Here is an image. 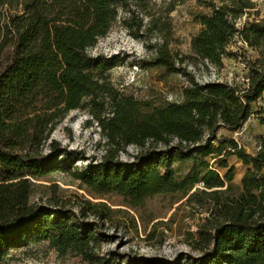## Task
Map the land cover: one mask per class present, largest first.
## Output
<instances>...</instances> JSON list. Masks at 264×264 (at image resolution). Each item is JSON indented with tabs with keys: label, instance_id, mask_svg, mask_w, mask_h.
<instances>
[{
	"label": "trees",
	"instance_id": "trees-1",
	"mask_svg": "<svg viewBox=\"0 0 264 264\" xmlns=\"http://www.w3.org/2000/svg\"><path fill=\"white\" fill-rule=\"evenodd\" d=\"M128 1L142 12L152 3L0 0V264L13 250L42 241L87 264H264V140L250 155L236 140L219 136L239 131L256 103L264 126V18L241 28V18L256 8L252 0L200 1L211 13L198 16L203 28L191 40L193 56L222 69L229 44L240 35L255 52L248 78L233 85L190 77L182 101L158 106L113 90L96 76L102 62L89 54ZM188 1L169 0L168 13ZM156 48L153 68L188 76V57L174 55L166 41ZM84 108L97 121L105 154L80 169L71 162L76 152L50 141L70 112ZM129 146L137 150L133 162L121 159ZM233 158L247 167L240 184ZM61 162L92 195H119L132 209L156 195L179 194L194 216L204 215L196 233L188 234L197 255L141 263L102 255L105 225L119 228L108 205L85 201L75 211L56 197L33 202L37 182ZM185 162L191 167L180 176L173 166Z\"/></svg>",
	"mask_w": 264,
	"mask_h": 264
},
{
	"label": "rangeland",
	"instance_id": "rangeland-1",
	"mask_svg": "<svg viewBox=\"0 0 264 264\" xmlns=\"http://www.w3.org/2000/svg\"><path fill=\"white\" fill-rule=\"evenodd\" d=\"M150 1L152 3L148 4L147 12L137 9L132 1H128L127 10L119 7L118 22L105 38L100 39L89 50L92 57L102 62L95 69L98 78L109 83L113 90L121 94L158 106L182 101L190 77L200 83L245 84L248 78L247 66L255 52L242 44L240 35L229 44V55L224 59L222 69H216L195 58L191 49L192 38L203 28L198 16L211 13L200 1H213L221 5L227 0H189L172 13H168L169 0ZM252 1L256 8L241 18V28L246 22L264 18V0ZM156 21L157 26L154 25ZM164 41L169 44L174 55L188 57L183 65L188 76L166 75L161 69L152 67L156 47ZM259 106L260 103L254 104L252 117L239 131L233 134L221 131L219 136L236 140L248 154L256 155L264 140V126L257 116ZM110 113L111 108L107 106L104 116L109 117ZM52 141L62 148L76 152L71 162L80 169L99 163L105 154L99 126L87 108L70 112L52 135L50 142ZM136 156L137 150L133 146L127 147L121 153V159L127 162H133ZM230 164L236 168L235 182L240 184L247 167L235 158L230 160ZM65 167L68 164L61 162L56 171L37 182L33 202L46 203L56 197L75 211H78L79 203L85 201L108 205L115 211L114 220L119 223V228L110 223L105 225L107 238L101 242L102 255H118L120 260L125 259L128 263L155 260L170 262L185 253L197 255L188 245V234L196 233L204 215L194 216L192 207L186 205V199L182 200L179 194L156 195L146 199L141 207L132 209L119 195H92L62 170ZM190 167L191 162H185L175 164L173 169L180 176H184ZM218 171L221 175L225 174L224 170ZM93 221L92 217L87 219L88 223ZM4 264L87 263L72 255H61L47 241H42L13 250Z\"/></svg>",
	"mask_w": 264,
	"mask_h": 264
},
{
	"label": "built area",
	"instance_id": "built-area-1",
	"mask_svg": "<svg viewBox=\"0 0 264 264\" xmlns=\"http://www.w3.org/2000/svg\"><path fill=\"white\" fill-rule=\"evenodd\" d=\"M241 39H242V44L244 45V46H247L248 47V44H247V42H245L244 40H243V38L241 37Z\"/></svg>",
	"mask_w": 264,
	"mask_h": 264
}]
</instances>
